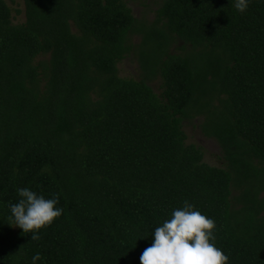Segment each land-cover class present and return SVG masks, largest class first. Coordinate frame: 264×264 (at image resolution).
<instances>
[{
  "label": "trees",
  "instance_id": "obj_1",
  "mask_svg": "<svg viewBox=\"0 0 264 264\" xmlns=\"http://www.w3.org/2000/svg\"><path fill=\"white\" fill-rule=\"evenodd\" d=\"M24 4L16 24L0 0V264H140L185 200L228 264H264V0H164L149 24L125 0ZM139 32L144 77H121ZM196 117L225 167L186 143ZM23 187L63 208L39 240L8 224Z\"/></svg>",
  "mask_w": 264,
  "mask_h": 264
},
{
  "label": "clouds",
  "instance_id": "obj_2",
  "mask_svg": "<svg viewBox=\"0 0 264 264\" xmlns=\"http://www.w3.org/2000/svg\"><path fill=\"white\" fill-rule=\"evenodd\" d=\"M249 0H233L238 12L247 10ZM18 202L9 205L10 226L40 239V231L51 225L63 213L59 200L28 187L17 188ZM215 221L185 200L173 208L169 218L152 232V242L140 254V264H228L229 257L215 244ZM42 261L41 253L31 257L30 264Z\"/></svg>",
  "mask_w": 264,
  "mask_h": 264
},
{
  "label": "rangeland",
  "instance_id": "obj_3",
  "mask_svg": "<svg viewBox=\"0 0 264 264\" xmlns=\"http://www.w3.org/2000/svg\"><path fill=\"white\" fill-rule=\"evenodd\" d=\"M128 6L132 9L138 23H152L157 14L158 8L164 0H125ZM13 10V22L23 23L26 20L24 0H7ZM142 40L141 33H134L130 36L129 42L134 48L131 52L124 56L118 63L119 74L121 77L141 79L144 77V72L140 66L139 55L136 45ZM185 42L176 39L170 47L171 53H182ZM188 48V46H186ZM189 49V48H188ZM150 85L158 94L163 92V81L161 76H156L149 79ZM202 117L193 119L187 118L183 120V129L186 133V143L200 146L204 152V161L210 165L225 167L226 161L223 157V152L219 142L212 137L206 136L201 130ZM234 189V193H236Z\"/></svg>",
  "mask_w": 264,
  "mask_h": 264
}]
</instances>
